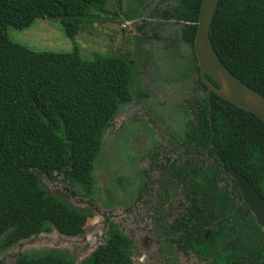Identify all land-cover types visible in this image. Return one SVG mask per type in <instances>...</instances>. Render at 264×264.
Instances as JSON below:
<instances>
[{"label": "trees", "instance_id": "trees-1", "mask_svg": "<svg viewBox=\"0 0 264 264\" xmlns=\"http://www.w3.org/2000/svg\"><path fill=\"white\" fill-rule=\"evenodd\" d=\"M111 0H0V247L56 231L84 235L88 212L51 195L41 175H64L91 193L106 130L133 100L127 54L83 59L72 53L36 52L13 42L10 26L57 20L74 40ZM121 8L122 0H114ZM167 19L186 24L193 44L202 0H175ZM210 37L221 61L264 95V0H220ZM211 81L210 78L207 77ZM204 95L184 133L185 154L201 158L171 172L179 179L182 209L172 224L178 243L204 264H264V228L243 203L229 168L246 177L264 198V123L255 115ZM190 116V115H189ZM171 167V165H170ZM177 191V187L173 188ZM131 240L113 222L107 236L81 264H134ZM65 252L21 254L13 264H73Z\"/></svg>", "mask_w": 264, "mask_h": 264}, {"label": "rangeland", "instance_id": "rangeland-1", "mask_svg": "<svg viewBox=\"0 0 264 264\" xmlns=\"http://www.w3.org/2000/svg\"><path fill=\"white\" fill-rule=\"evenodd\" d=\"M175 6V0H122L119 8L111 0L110 12L96 13L98 17L91 18V25L74 40L66 36L59 19H37L22 30L8 28L13 42L36 52L76 50L85 60L128 53L133 100L119 109L105 132L91 193L64 175H41L49 194L88 212L84 235L67 237L52 231L7 250L0 247V264H13L21 254L52 250L81 264L105 242L109 220L131 240L134 264H204L181 250L171 229L183 199L180 187L173 189L176 184L166 161L200 163L195 155L185 154L184 133L193 100L204 95L192 47L182 38L187 25L163 16Z\"/></svg>", "mask_w": 264, "mask_h": 264}, {"label": "water", "instance_id": "water-1", "mask_svg": "<svg viewBox=\"0 0 264 264\" xmlns=\"http://www.w3.org/2000/svg\"><path fill=\"white\" fill-rule=\"evenodd\" d=\"M220 0H202L193 49L199 67V78L211 94L251 113L264 123V95L249 87L235 76L221 61L210 37V27ZM210 78V80L207 79ZM230 176L236 181L244 203L264 228V198L251 185L249 180L237 171L230 169Z\"/></svg>", "mask_w": 264, "mask_h": 264}, {"label": "flooded vegetation", "instance_id": "flooded-vegetation-1", "mask_svg": "<svg viewBox=\"0 0 264 264\" xmlns=\"http://www.w3.org/2000/svg\"><path fill=\"white\" fill-rule=\"evenodd\" d=\"M190 156H192V155H190ZM186 158H190L189 156H187ZM185 158V159H186ZM200 160H201V158L200 157H198ZM170 159H168L167 161H166V163H170V165H171V167H169L170 168V177H171V180H172V182L173 183H175L176 185L174 186V187H177L178 185H181L180 184V180L179 179H176V181L174 182V180L175 179H173L172 178V176H171V172L173 171V167L175 168V169H179V168H182V165L181 164H185L186 162H188V160L186 159L184 162H182V163H177L178 162V160H177V158H175V159H173V162H170L169 161ZM202 161V160H201ZM201 161H200V163H201ZM192 162V161H191ZM199 163V164H200ZM199 164H198V166H199ZM172 165H174L173 167H172ZM177 165H178V167H177ZM230 169H233V168H229V170ZM229 170H228V175H229V177L231 178V179H233L231 176H230V174H229ZM234 170V169H233ZM236 171V170H235ZM238 172V171H237ZM239 173V172H238ZM241 174V173H240ZM242 175V174H241ZM246 178V177H245ZM234 180V179H233ZM234 182L236 183V181L234 180ZM172 183V184H173ZM236 186H237V183H236ZM180 187V186H179ZM237 190H238V192H239V189H238V186H237ZM239 194H240V196H241V198H242V195H241V193L239 192ZM181 195H182V193H181ZM182 199H183V201H184V198H183V195H182ZM242 201H243V198H242ZM243 203H244V201H243ZM181 204H182V202H181ZM180 204V207H179V213H180V211H181V209H182V205ZM245 204V203H244ZM246 205V204H245ZM246 207H247V205H246ZM248 208V207H247ZM250 211V210H249ZM179 213L176 215V217H175V219L179 216ZM252 214V213H251ZM253 215V214H252ZM175 219H174V221H175ZM256 220V219H255ZM173 221V222H174ZM173 224V223H172ZM171 229H172V231L175 233V235H176V237H175V241H176V243L178 244V246L181 248V245L178 243V238L180 237V233H176V231L172 228V225H171ZM131 246H132V242H131ZM132 248V247H131ZM181 250L184 252V253H193L192 251H187V252H185L182 248H181ZM194 254V253H193ZM195 255V254H194ZM196 256V255H195ZM197 257V256H196ZM204 263V262H203Z\"/></svg>", "mask_w": 264, "mask_h": 264}]
</instances>
